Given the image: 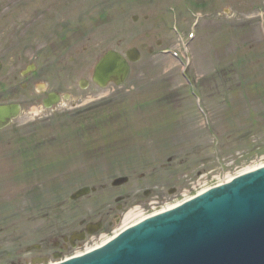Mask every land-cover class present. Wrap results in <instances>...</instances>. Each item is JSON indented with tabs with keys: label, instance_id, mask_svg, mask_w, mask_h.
Instances as JSON below:
<instances>
[{
	"label": "rangeland",
	"instance_id": "1",
	"mask_svg": "<svg viewBox=\"0 0 264 264\" xmlns=\"http://www.w3.org/2000/svg\"><path fill=\"white\" fill-rule=\"evenodd\" d=\"M25 1L0 0V35L10 34L0 44L19 40V70L35 55L37 79L48 90L70 92L72 102L36 118L28 103L40 96L33 88L24 90L20 76L18 99L26 110L0 131V203L19 209L23 218L21 229L0 223V264L19 253L17 241L39 239L45 233L39 219L58 209L68 208L71 218L72 211L80 219L111 218L118 195L124 193L130 205L151 201L148 208L158 205L153 191H161L165 200L148 215L264 163V39L258 20L264 0ZM65 5L69 9L56 17ZM136 13L141 19L134 23ZM175 26L184 33H175ZM191 31L196 36L186 51L179 40ZM134 46L143 57L123 86L101 89L90 82L79 88V78L88 76L106 50ZM167 48L180 52L183 61L189 53L190 63L159 53ZM184 75L202 87L206 100ZM196 94L208 110L205 118ZM38 103L36 115L42 111ZM119 175L131 178L115 187L111 181ZM85 186L98 189L70 201ZM3 215L0 209L8 222ZM96 236L70 252L94 245Z\"/></svg>",
	"mask_w": 264,
	"mask_h": 264
},
{
	"label": "water",
	"instance_id": "2",
	"mask_svg": "<svg viewBox=\"0 0 264 264\" xmlns=\"http://www.w3.org/2000/svg\"><path fill=\"white\" fill-rule=\"evenodd\" d=\"M127 54L139 60L136 50ZM129 72L128 61L108 51L94 80L102 87L121 84ZM18 113V106L0 107V128ZM229 182L70 264H264V169ZM88 192L82 189L73 198Z\"/></svg>",
	"mask_w": 264,
	"mask_h": 264
},
{
	"label": "flooded vegetation",
	"instance_id": "3",
	"mask_svg": "<svg viewBox=\"0 0 264 264\" xmlns=\"http://www.w3.org/2000/svg\"><path fill=\"white\" fill-rule=\"evenodd\" d=\"M147 37L149 36L146 33ZM4 35H0L3 37ZM7 42V41H6ZM0 44V104H10L19 103V86H20V70H19V49L13 45L1 46ZM151 52L153 50H150ZM28 80V84H24L26 88L30 86H35L37 83V78L35 76H29L25 78ZM38 91V90H37ZM48 92L45 90L44 93L40 94L42 96L41 103L43 104V99L47 96ZM38 100L33 95L29 98L28 105L36 103ZM23 103V102H22ZM24 104V103H23ZM104 221V219H103ZM103 230H107V227H103ZM57 244L59 251L61 253L70 250V245L62 241L59 236L57 240L53 239Z\"/></svg>",
	"mask_w": 264,
	"mask_h": 264
},
{
	"label": "bare ground",
	"instance_id": "4",
	"mask_svg": "<svg viewBox=\"0 0 264 264\" xmlns=\"http://www.w3.org/2000/svg\"><path fill=\"white\" fill-rule=\"evenodd\" d=\"M263 164V163H262ZM260 165H255L253 167H250V168H246L245 170H243V172H247V171H250L252 168H255V167H258ZM232 179V177H228V178H225V179H220L219 180V183H218V186L223 184V183H226L228 181H230ZM207 188H204L201 190V192H204L206 191ZM172 205H168V207H166L165 209H169V207H171ZM163 210V209H162ZM145 215H143L142 212H139L138 209H133V210H130L128 211L124 216H123V219H122V224L123 226L122 227H127L129 226L130 224H133L139 220H141L142 218H144ZM110 238H107V239H104L103 242L105 241H108ZM101 242L100 245L103 243ZM99 244L95 245V246H100ZM91 248V247H90ZM89 248V249H90Z\"/></svg>",
	"mask_w": 264,
	"mask_h": 264
}]
</instances>
